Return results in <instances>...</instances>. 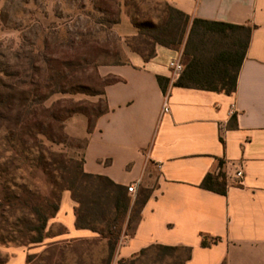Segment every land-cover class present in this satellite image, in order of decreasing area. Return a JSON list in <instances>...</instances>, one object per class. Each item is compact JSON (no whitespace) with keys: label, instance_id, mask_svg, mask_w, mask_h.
I'll list each match as a JSON object with an SVG mask.
<instances>
[{"label":"crops","instance_id":"obj_1","mask_svg":"<svg viewBox=\"0 0 264 264\" xmlns=\"http://www.w3.org/2000/svg\"><path fill=\"white\" fill-rule=\"evenodd\" d=\"M166 2L191 19L254 27L235 91L170 84L164 94L156 77L171 78L169 63L177 51L156 46L154 57L144 62L125 45L122 63L98 68L101 78L116 79L104 87L107 112L90 134L81 115L66 121L65 132L86 138L84 173L134 185L135 193L150 191L120 257L160 244L191 248L185 264H264V0ZM135 35L131 26L124 39ZM218 168L225 195L200 188ZM236 171L242 172L241 181L233 177ZM75 207L64 192L48 224L63 226L64 240L94 236L76 229ZM202 236L219 241L202 247Z\"/></svg>","mask_w":264,"mask_h":264},{"label":"trees","instance_id":"obj_2","mask_svg":"<svg viewBox=\"0 0 264 264\" xmlns=\"http://www.w3.org/2000/svg\"><path fill=\"white\" fill-rule=\"evenodd\" d=\"M105 5L104 0H98L100 13L113 15L110 6ZM159 7L153 18H139L137 12L136 19L131 17L136 35L125 39L126 46L144 62L154 57L156 46L181 50L183 71L172 87L232 94L254 27L191 19L166 2ZM87 15L92 17L89 12ZM101 21L110 28L118 23V17L107 16ZM38 42L28 52L20 48L9 60L0 54V246L42 243L47 221L58 210L61 193L69 191L76 204V229L88 230L105 240L110 262L123 227V236L134 235L150 191L140 188L132 201L126 187L84 173L83 159L73 165L51 146L65 145L70 140L65 123L71 117H85L90 134L96 120L107 112L104 87L116 79L101 78L97 67L99 59L108 57L111 51L87 33L59 38L44 34ZM156 80L165 94L171 80L159 76ZM54 95L102 100L91 103L60 99L48 104ZM83 142L85 146L86 138ZM28 163L48 177L57 191L55 203L40 199L20 183ZM200 188L225 195L224 176L206 175ZM132 214L136 216L134 226ZM218 241L202 236L201 246ZM190 254L188 247L154 244L120 259L118 264H185Z\"/></svg>","mask_w":264,"mask_h":264},{"label":"rangeland","instance_id":"obj_3","mask_svg":"<svg viewBox=\"0 0 264 264\" xmlns=\"http://www.w3.org/2000/svg\"><path fill=\"white\" fill-rule=\"evenodd\" d=\"M104 1L105 6L109 5L110 10L114 12L113 15L100 13L98 0H0V54L9 60L14 53L20 51V48L28 52L39 45L38 39L44 34L59 38L87 33L89 37L108 45L111 51L108 57L99 59L97 72L101 66L122 63L120 52L126 45L124 36L132 26L131 17H134L137 12L139 18H153L158 15L159 5L166 0ZM88 12L92 14V17L87 15ZM107 16L109 19L118 17V23L110 28L106 27L101 20ZM115 52H118V55H113ZM177 53V59H180L183 64L181 50ZM60 99L86 100L91 103L102 100L101 97L83 95H54L49 99L48 104ZM79 118L83 117L79 116ZM84 139L70 137L65 145H54L51 149L62 154L65 159L73 161V165H77L82 160ZM24 170L20 183L30 190V193L35 191L40 199L48 198L55 203L53 196L57 194V191H54L48 177L31 163L25 164ZM16 181L19 182L18 178ZM64 192L70 193L63 191L61 195ZM136 195L137 193L134 197L129 195L132 201ZM132 217L134 219L132 226H134L136 216L132 214ZM52 218L47 221L45 239L42 243L0 246V262L4 261L3 264H118L122 259L118 245L113 259L109 262L106 241L96 234L86 239L64 240L66 230L63 226L55 224L48 226ZM124 233L125 226L121 237Z\"/></svg>","mask_w":264,"mask_h":264},{"label":"built area","instance_id":"obj_4","mask_svg":"<svg viewBox=\"0 0 264 264\" xmlns=\"http://www.w3.org/2000/svg\"><path fill=\"white\" fill-rule=\"evenodd\" d=\"M169 69H170V74H171V78H169V79L171 80L170 84H172V82H174L179 77V75L182 73L183 64L181 63L180 59H176V60H174V61L169 63ZM167 112H168V97H167V95H165L163 103H162V113L166 114ZM218 173H220L219 172V168L217 170V174ZM233 177L235 179H237L238 181H241L242 177H243L242 176V172L241 171H236L234 173ZM126 188H127L128 194H131V195L135 194L134 185L127 186ZM126 238L127 237H125V236L120 238V241H119V246L120 247L125 243V239Z\"/></svg>","mask_w":264,"mask_h":264}]
</instances>
